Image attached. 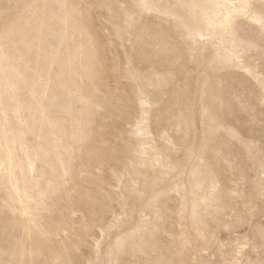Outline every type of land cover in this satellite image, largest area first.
Returning <instances> with one entry per match:
<instances>
[{
    "label": "rangeland",
    "instance_id": "obj_1",
    "mask_svg": "<svg viewBox=\"0 0 264 264\" xmlns=\"http://www.w3.org/2000/svg\"><path fill=\"white\" fill-rule=\"evenodd\" d=\"M0 264H264V0H0Z\"/></svg>",
    "mask_w": 264,
    "mask_h": 264
}]
</instances>
